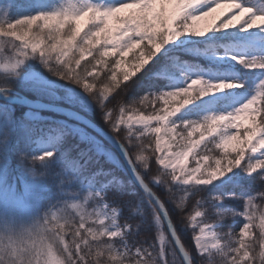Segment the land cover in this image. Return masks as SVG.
<instances>
[{"label":"snow or ice","instance_id":"1","mask_svg":"<svg viewBox=\"0 0 264 264\" xmlns=\"http://www.w3.org/2000/svg\"><path fill=\"white\" fill-rule=\"evenodd\" d=\"M19 9L0 0V237L10 254L18 238L35 246L55 229L71 264H264V80L233 111L180 124L171 118L194 100L243 85L193 78L133 96L137 77L165 45L237 25L264 29V13L241 0H66L36 14ZM218 9L212 23L196 27ZM232 59L264 72V58ZM19 87L37 98L23 99ZM16 100L29 105L19 121L11 111ZM42 108L68 119L37 133ZM95 110L108 131L89 130L96 125L87 114ZM17 127L30 145L45 142L16 152L14 188L7 166ZM101 133L119 148L139 195L100 164L102 156L112 159ZM235 169L255 189L207 187ZM48 264L63 261L49 251Z\"/></svg>","mask_w":264,"mask_h":264},{"label":"trees","instance_id":"2","mask_svg":"<svg viewBox=\"0 0 264 264\" xmlns=\"http://www.w3.org/2000/svg\"><path fill=\"white\" fill-rule=\"evenodd\" d=\"M14 2L20 7L19 10L21 13L24 7L33 3L32 0H14ZM263 2L264 0H241L242 4H258ZM223 18L224 17L221 16V19ZM216 22L218 23L219 21ZM243 29L244 25H237L226 30L210 31L205 36L199 38L192 37L188 41H185V36H183L178 38L175 42H170L165 45L147 66V68L137 77V79L141 80V83L133 91V96L143 94L149 89L157 91L176 89L173 78L178 76H194L195 78H202L207 81L209 76L217 73L216 67L209 64L206 60V56L210 53L221 54L225 51H242L241 57L248 59H251L252 57H256L258 59L264 58V29L252 28L246 31ZM37 67H39V65H37ZM148 69H151L152 71L149 72ZM145 72L148 73L147 76H145ZM233 76L235 82L243 85V87H239L237 90L238 94L241 95L251 96L254 94L260 81L264 80V72H261L258 69L246 68L238 62L234 64ZM62 91L63 89H60L57 94L59 95ZM17 92L33 100L37 98V94L28 88L19 87ZM210 95L211 93L207 97L193 101V103L197 104V107L194 108V120H200L206 115L217 114L223 109L226 100H209L208 97ZM41 101L48 103V98L41 97ZM11 111L13 117L19 121L24 117V114L28 112L29 109L11 104ZM38 115L44 117V120L39 122L35 130L37 133L46 132L47 126L54 121L66 119L65 117L44 110H40ZM87 118L105 131H108L101 119L99 110L89 111ZM91 132L92 134H95L93 131ZM26 136V130L22 127H17L13 133L12 145L8 151L7 181L15 188L20 187V172L16 166L15 159L16 152L25 148L33 149L35 145H30L26 141ZM97 138L101 139L99 136ZM101 141L111 153L112 159H107L102 156L100 164L106 169L114 168L121 179L131 181L121 157L107 142L102 139ZM70 142L75 143V139H72ZM113 161H117L118 163H114ZM98 166L99 165H93V170ZM237 172H239V170ZM231 178L232 179L223 181H213V183L207 187L209 189H213L215 185H220L222 182L224 184V191L231 190L239 192L241 186H244L245 188L250 187L251 189H255L256 187L254 184H251L250 178L240 179L237 178L235 174H233ZM128 189L136 195L140 194V190L133 184L132 181L129 183ZM197 199H199V197H197ZM230 206L239 209L240 204L236 201H231ZM187 207L189 211H194L195 203L192 202ZM237 220L238 223H236L234 227L239 229L242 218H237Z\"/></svg>","mask_w":264,"mask_h":264},{"label":"rangeland","instance_id":"3","mask_svg":"<svg viewBox=\"0 0 264 264\" xmlns=\"http://www.w3.org/2000/svg\"><path fill=\"white\" fill-rule=\"evenodd\" d=\"M32 2L33 3H31V5H28L22 9V13L31 12L32 14H36L39 10H45V11L51 10L53 7H57L61 3H66V0H32ZM72 2L79 5L81 0H72ZM243 5L245 7L253 8L256 14L264 13V2L258 3V4L243 3ZM221 12H223V10L218 9L216 13L212 14V16H209L202 20L197 21L196 27L205 28L208 24L213 22V17L220 15ZM192 37L199 38L195 35H185L184 40L188 41ZM233 56L241 57L242 51H225L221 54H217V53L208 54L206 56V60L209 64L216 67L217 73L215 75L209 76L207 78V81L213 82V83L217 81L235 82L234 76H233V67H234V64L237 63V60L232 59ZM193 78L195 77L194 76H190V77H184V76L179 77L178 76V77H174L173 80L176 85V88H179V87L185 86ZM238 88L211 93V95L208 97L209 100H213V101L226 100V103L224 104L223 109L219 111L217 114L233 111L234 109H236L237 107L245 103L247 99L250 98V95L238 94V91H237ZM196 107H197V104L195 103H192L186 106L179 113H177L176 116L171 118V120L176 124H180L184 121L194 120L193 118V115L195 114L194 108ZM44 142L45 141L43 138L38 139L33 149L41 147ZM238 170L239 169H235L233 170V173H227L224 177H218L215 181L227 180L233 174L237 173ZM4 195H5V199H7V196H8L7 190L5 191Z\"/></svg>","mask_w":264,"mask_h":264},{"label":"clouds","instance_id":"4","mask_svg":"<svg viewBox=\"0 0 264 264\" xmlns=\"http://www.w3.org/2000/svg\"><path fill=\"white\" fill-rule=\"evenodd\" d=\"M261 237H257V241ZM253 241H249L251 247ZM16 255L12 256L11 249L7 247V240L0 237V264H48V252L51 251L56 257L63 261V264H71L70 257L65 255L61 249L55 229L42 234V238H38L35 246L30 240L17 239ZM110 264V261H106Z\"/></svg>","mask_w":264,"mask_h":264},{"label":"water","instance_id":"5","mask_svg":"<svg viewBox=\"0 0 264 264\" xmlns=\"http://www.w3.org/2000/svg\"><path fill=\"white\" fill-rule=\"evenodd\" d=\"M18 95L20 96V97H22L23 99H26V100H33V99H30V98H27V97H25V96H23V95H21L20 93H18ZM42 103H46V102H43L42 101ZM12 104H14V105H19V106H22V107H25V108H28L29 109V105L28 104H26V103H23V102H21L20 100H16V101H14ZM41 110H44V111H48V112H52V113H54V114H57V115H60V116H62V117H65L66 119H68V117H66L62 112H59V111H55V110H52V109H48V108H42ZM93 124H95V123H93ZM96 125V124H95ZM101 127H99L98 125H96V128L95 129H90L91 131H93L94 133L98 130V129H100ZM102 129V128H101ZM104 130V129H103ZM105 131V130H104ZM102 140H104L105 142H107L116 152H117V154L121 157V159L123 160V162H124V164H125V167H126V169H127V171H128V174H129V176H130V178H131V181L133 182V184L138 188V184H136V182H135V179H134V177L132 176V173H131V171H130V169H129V167H128V165H127V162L124 160V158L120 155V153H119V148L116 146V145H114V144H112V142L111 141H109L108 139H107V137H104L103 136V133H101V136H99ZM139 189V188H138Z\"/></svg>","mask_w":264,"mask_h":264}]
</instances>
